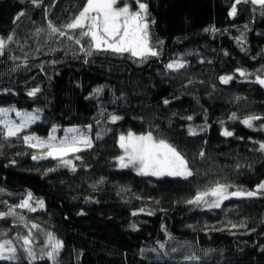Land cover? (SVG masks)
Segmentation results:
<instances>
[{
	"label": "trees",
	"instance_id": "1",
	"mask_svg": "<svg viewBox=\"0 0 264 264\" xmlns=\"http://www.w3.org/2000/svg\"><path fill=\"white\" fill-rule=\"evenodd\" d=\"M130 1L135 8L136 0ZM142 2L149 6L152 45L161 51L144 63L129 53L88 56L81 51L86 42L50 34L49 22L66 25L85 0H0V37H14L0 56V107L42 114L19 137L5 138L0 125V212L28 192L42 199L44 208L16 211L30 227L40 225L32 229L36 244L43 246L49 232L63 241L58 264H264V194L232 197L216 209L187 203L217 182L231 185L229 192L264 182V120L253 121V128L241 123L264 117V86L256 82L264 78L261 6L240 3L231 16L235 0ZM22 11L26 15L17 21ZM174 60L185 67L168 70ZM237 69L250 75L241 77ZM227 75L234 78L222 83ZM35 88L40 91L29 96ZM112 115L123 119L113 123ZM86 125H92L93 147L67 157L75 171L58 159L33 160L43 154L22 139L46 138L54 126L63 133ZM190 127L197 135L189 134ZM224 129L234 135H222ZM129 131L166 139L189 160L194 175L142 176L120 168L119 137ZM17 223L0 219V241L26 234ZM191 251L201 259L184 260ZM24 255L16 264H29ZM32 264L53 262L37 256Z\"/></svg>",
	"mask_w": 264,
	"mask_h": 264
},
{
	"label": "snow or ice",
	"instance_id": "2",
	"mask_svg": "<svg viewBox=\"0 0 264 264\" xmlns=\"http://www.w3.org/2000/svg\"><path fill=\"white\" fill-rule=\"evenodd\" d=\"M121 0H85L82 9L77 15L72 17L69 23L61 27L54 26L51 22L48 24L50 34H58L60 37H66L68 40H74L77 45H82L84 42L87 44V48H81V51H86V55L91 56L93 51L95 52H111L114 54L129 53L131 57L137 58L141 63L147 62L150 57H158L161 55V51L157 50L151 42L149 24L150 21L148 4L142 2V0H136L137 9L133 10L132 7L124 2L123 6H118ZM32 3L37 4L39 0H32ZM240 3H251L252 5L261 6V14L264 15V0H235L232 5L229 15L235 16L237 13L236 5ZM26 15L25 12H20L16 17V20H20ZM151 23H155L154 20ZM247 27V26H245ZM67 29L69 31H65ZM39 31V30H38ZM205 31H209L206 29ZM215 31V29H212ZM71 32L72 34H69ZM14 39L13 35H9L6 38L0 37V56L5 54L7 42ZM159 43H163L160 41ZM52 63H56L53 61ZM87 63V60L85 61ZM168 70L178 71L185 67V62L180 60H174L169 62L165 66ZM241 77L250 75L246 70H236ZM261 71H264L262 69ZM234 77L231 75L221 76L222 83L227 84ZM256 82L264 86V78L257 76ZM40 91L39 88L32 89L28 92L29 96L35 97ZM99 94L102 89L94 90ZM169 100H165L164 104H169ZM15 111L16 115L20 117V122L16 123L11 119H8V113ZM41 109H36L35 112H20L16 111L15 107L3 108L0 107V125H3L6 132L3 133L5 138L19 137L20 133L28 128L31 124L40 119L39 113ZM232 119L236 118L233 113ZM123 117L118 115L111 116V122L115 123ZM187 119L191 120L189 116ZM264 120V117L252 115L241 121L246 127L253 128V121ZM223 123V122H221ZM264 128V124L260 126ZM85 130H81L77 127L66 128L63 131L65 135L59 139V143H54L57 137L53 134L57 131L54 126L47 139H42L34 135H24L23 141L30 147L46 148L47 152L43 155H33L32 159H58L60 164L65 167H70L72 171H75V166L70 159H64L69 153H78L85 148L93 147V140L88 133L91 132L92 125H86ZM204 129H201L203 131ZM190 135H197V132L193 128H189ZM222 135L231 137L234 135L232 131L224 129ZM96 139H102L101 134H96ZM34 142V143H33ZM119 147L123 150V155L117 157L120 168H135L138 175L142 176H154V177H182L187 179L194 175V171L190 166V162L185 158V155L177 149L176 146L169 143L166 139L156 138L151 131L146 134L136 135L129 131L126 135L121 134L119 137ZM259 150L264 151V143H260ZM200 157H204L205 153L201 151ZM75 159H81L80 156H75ZM49 171H55L50 169ZM231 185H223L217 182L216 186L208 189L207 191L199 192L193 199L188 200L187 203L195 206H200L202 203L208 209L220 208L224 201L229 200L232 197L236 198H252L258 194H264V182L258 184L255 190L243 191L237 190L229 192ZM4 189H0V193H3ZM213 197L214 199L208 200L207 197ZM40 207L44 208V201L42 199H35L31 192L26 193L24 199H22L16 205H9L7 212H0V219H6L7 217H17L19 220L24 221V217L16 212V208L28 209L29 211H36L33 207L32 201ZM141 212L144 210L141 209ZM82 214V213H81ZM137 215L136 212L132 213ZM151 215L152 213H148ZM27 227V223H25ZM235 227V225H233ZM135 228V225H133ZM31 229H40V225L36 223L31 224ZM31 229L26 234L17 233L15 240L19 241V245L15 244L13 239H4L0 241V261H10L12 264L21 260V253L24 255V259H27L29 264L37 259V254L33 250L34 236ZM7 236V233H4ZM47 240L45 248L40 254V259L47 258L52 261L53 264H58V256L60 251L64 247L63 241L56 239L52 233H47ZM171 239V237H169ZM164 243H160L159 248L163 250ZM156 251V249H152ZM172 252H177L178 249L173 248ZM166 254V253H165ZM201 258L195 254L184 256V260L193 261L200 260Z\"/></svg>",
	"mask_w": 264,
	"mask_h": 264
},
{
	"label": "rangeland",
	"instance_id": "3",
	"mask_svg": "<svg viewBox=\"0 0 264 264\" xmlns=\"http://www.w3.org/2000/svg\"><path fill=\"white\" fill-rule=\"evenodd\" d=\"M124 2H127L131 7H132V9L133 10H136L137 9V4L135 3V8L133 7V3L130 1V0H121V2H120V4L118 5V6H123V4H124ZM11 108V107H10ZM16 109V111H20V112H30V111H26V110H19V109H17V108H15ZM15 116V118H12V117H14ZM39 116H40V119H41V117H42V114L41 113H39ZM17 117V118H16ZM8 119H11L12 121H15L16 123H19L20 122V117H18L17 115H16V112L15 111H11V112H9L8 113V117H7ZM18 119V120H17ZM3 126V125H2ZM30 127V126H29ZM28 127V128H29ZM28 128H26V129H24L23 131H25V130H27ZM77 128H80L81 130H85L86 131V129L85 128H83V127H77ZM5 131H6V129H5ZM22 131V132H23ZM56 137H57V140L56 141H54V143H59V139L61 138V137H63L64 135H65V132H63V133H61V132H59V131H56L55 133H53ZM88 135H90L91 136V132L90 133H88ZM34 136H36V135H34ZM37 137H39V136H37ZM39 138H42V137H39ZM42 139H47V137L46 138H42ZM34 143V142H33ZM27 144V143H26ZM28 145V144H27ZM31 148H33V147H31ZM36 152H39V153H42V154H46V152H47V149L46 148H39V147H36V148H33ZM86 149V148H85ZM72 154H74V153H69L66 157H64V159H67V157L69 156V155H72ZM124 154V153H123ZM40 155V154H39ZM38 155V156H39ZM119 164V163H118ZM130 168H133V167H130ZM133 169H135V168H133ZM177 178H182V177H177ZM182 179H184V178H182ZM206 199H208V200H212V199H214L213 197H207ZM203 204V203H202ZM32 205H33V207H35L36 208V210L37 209H39V206L38 205H35L33 202H32ZM20 209V208H19ZM25 210H27L28 212H33V211H29L28 209H25ZM19 215H22L20 212H18V211H16ZM10 218H13L14 219V221H16V222H18L17 224H20V225H24L25 226V223H27V221L24 219V221H21V220H19V216H17V217H10ZM26 228V233L31 229V227H30V225L27 223V227H25ZM31 231H32V233L34 234V231L31 229ZM46 240H47V238L44 240V243H43V246H40V244L38 245V244H36V241L34 240L33 241V245H32V247H33V250L36 252V254H37V256L38 257H40V254H41V251L42 250H47L46 248H45V243H46ZM14 243L15 244H17V245H19V241H16V240H14ZM192 252L193 251H191L190 252V255L192 254ZM193 261H197V260H193Z\"/></svg>",
	"mask_w": 264,
	"mask_h": 264
}]
</instances>
